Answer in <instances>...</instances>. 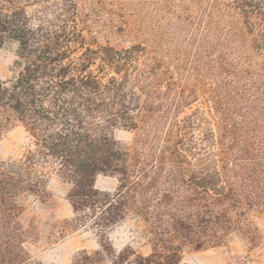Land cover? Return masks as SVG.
I'll list each match as a JSON object with an SVG mask.
<instances>
[{"label": "trees", "instance_id": "16d2710c", "mask_svg": "<svg viewBox=\"0 0 264 264\" xmlns=\"http://www.w3.org/2000/svg\"><path fill=\"white\" fill-rule=\"evenodd\" d=\"M104 1L0 0V48L15 41L19 67L0 78V140L16 126L28 136L19 157L0 158V264H42L22 215L52 181L66 185L72 215L48 238L98 236L71 264H182L235 238L252 249V213L264 210V0H192L185 22L209 82L175 77L144 43L100 40L89 21ZM117 128L137 131L133 142ZM98 174L115 190L97 188ZM128 215L143 222L147 253L110 243Z\"/></svg>", "mask_w": 264, "mask_h": 264}, {"label": "rangeland", "instance_id": "374dc122", "mask_svg": "<svg viewBox=\"0 0 264 264\" xmlns=\"http://www.w3.org/2000/svg\"><path fill=\"white\" fill-rule=\"evenodd\" d=\"M84 11L90 13L89 6L85 5ZM197 11L192 0H105L99 16H91L89 23L102 41L109 40L116 46L141 42L151 49H159L175 77L182 74L187 79L199 77L209 82L210 70L204 56L198 53L200 49L192 39L191 27L185 22L186 14L194 18ZM16 49L17 43L12 40L0 48V78H10L18 72ZM136 134L137 131L124 128L115 130V137L124 144H131ZM27 143L25 130L21 126L13 127L0 140V158L19 157ZM95 185L100 190L112 192L117 179L110 174H98ZM66 191L65 184L52 181L44 199L35 196L24 199L23 221L36 225L39 232V237L29 239L25 247L42 264H71L79 250L99 247L98 236L89 227L68 232L54 240L48 238L50 224L72 215ZM252 220L260 232L258 243L252 249L235 238L222 246L188 251L182 264H264V210L254 211ZM108 239L116 251L128 245L137 252H148L144 224L133 215L114 226Z\"/></svg>", "mask_w": 264, "mask_h": 264}]
</instances>
